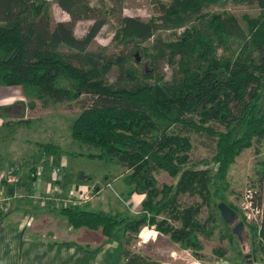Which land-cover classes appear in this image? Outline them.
<instances>
[{
    "label": "trees",
    "instance_id": "16d2710c",
    "mask_svg": "<svg viewBox=\"0 0 264 264\" xmlns=\"http://www.w3.org/2000/svg\"><path fill=\"white\" fill-rule=\"evenodd\" d=\"M223 1H253L260 13L254 18L243 14L242 28L226 11L201 12L204 5ZM55 2L68 15L66 22L50 20L45 0H0V86H22L29 96L51 102L91 96V102L72 120L69 137L98 151L78 155L117 162L127 173L122 182L131 192L144 195L139 212L133 215L75 206L60 207L56 212L73 228L99 229L106 238L120 236L124 264H156L128 249L143 226H153L195 255L202 249L198 233L207 238L211 231L195 218L197 209L180 208L177 197L200 195L210 186L222 199L229 166L242 150L264 137V110L260 108L264 97V0H151L156 9L148 20L119 17L112 40L122 46L133 43L137 51L150 56V64L158 58L175 67L176 74L165 85L121 87L91 81L112 65L119 75L123 70L121 57L99 64L86 52L105 18H96L86 34L77 38L72 26L89 11L87 0ZM165 31V39L156 34ZM148 40L150 46H139ZM230 45H235L233 53L217 55L218 49L226 52ZM148 69L141 70L144 79L152 77V68ZM127 71L128 77H134L133 70ZM190 133L212 141L209 159H188ZM35 145L49 155H73L56 143ZM158 170L175 182L157 187L151 174ZM261 173L257 203L252 201L259 207L260 219L249 225L252 243L256 239L258 246L253 247V254L255 250L264 254V163ZM34 178L31 168L29 181ZM11 186H7L9 191ZM214 205L217 209V202ZM159 215L163 216L156 218ZM166 215L179 226L170 225ZM213 252L223 253L219 249Z\"/></svg>",
    "mask_w": 264,
    "mask_h": 264
},
{
    "label": "rangeland",
    "instance_id": "374dc122",
    "mask_svg": "<svg viewBox=\"0 0 264 264\" xmlns=\"http://www.w3.org/2000/svg\"><path fill=\"white\" fill-rule=\"evenodd\" d=\"M150 1L87 0L89 11L73 23L72 32L74 36L77 38L83 37L90 24L96 18L104 17L105 23L92 38L86 52L99 64L107 60H115L117 57L123 59L121 75H119L118 68L112 65L103 75L91 79L92 82L96 81L111 87H121L143 83L165 85L171 81L175 73V67L167 65L165 61L158 58L152 61V65L149 63L150 56L137 51L139 49L136 50L133 43L122 46L112 40L119 17L131 16L143 21L148 20L150 14L156 9L154 5L150 4ZM45 4L48 9V16L53 22H66L69 19L68 15L57 6L55 0H45ZM221 11L230 13L237 19L242 28H244V23L241 20L243 14L254 18L260 13V9L253 1L251 3L223 1L218 4L204 5L201 10L202 13H218ZM167 33V31L156 32L157 35L164 39ZM150 42L148 40L139 46L148 47ZM235 50V45H230L229 50L226 52L218 49L217 55H229ZM150 67L152 68V77L144 79L141 70L143 68L150 70L148 69ZM128 69L134 71V77H128ZM90 102L91 96L88 94H81L75 100L51 102L45 98L37 99L29 96L22 86H0V201H3L0 202V214L6 215L12 210L10 206L12 201H18L21 197H25L24 193H30L27 192L28 190L22 189L23 185L21 184V186L19 182L17 184L14 183L12 187L11 183L6 181V177L9 174L21 172L23 169L25 173L22 174L25 177L27 170L30 171L31 168H34L35 171L37 167L38 173L43 174L48 179L61 173L59 171L57 174H51L49 166L46 165L48 160L47 153L43 152L35 143H56L63 150L73 153V155L71 154L72 157L65 155L69 164V168L64 165L65 169L68 172H71V170L74 172L75 170L77 172L81 171L77 175V179L85 183L88 181L89 185L93 184L89 189H101L100 192L104 189L106 193L108 192L107 205L111 206L113 204L112 200L116 201V203L121 200H127L126 197L124 199V196L119 199L118 190V187L123 186L122 176L127 174L125 169L113 160L104 162L78 155L79 153L97 152L98 150L95 147L77 143L69 137V128L72 120ZM260 108L264 110V97L261 99ZM188 137L192 146L188 159L192 162L200 159H209L213 151L212 141L203 135L194 133H190ZM263 163L264 137L258 142H254L249 148L242 150L229 166L226 174V189L221 194L222 199L218 198L219 194L214 193L213 188L210 186L206 192L200 195L182 194L177 197L176 204L180 208L192 206L197 209L195 218L200 223H203L206 229L211 231L207 238L198 233L197 236L202 249L195 251V255L198 257L193 255L190 249H187L186 252H188V255L190 254V257L201 264H213L220 257L222 259L221 264H243L244 260H241L240 257L244 256L245 259L247 256V258L256 263L264 264L262 262L264 261L262 250H255V254H253V247L257 248L258 246L255 245L256 239L252 243V232L249 228V225H256L260 219L259 207H254L252 201L257 203V197L259 196L258 178L262 174ZM56 164L54 162L53 165L55 166ZM151 175L155 179L157 187H161L163 184H172L176 180L161 170L155 171ZM113 178L117 179L111 182ZM1 180H5V182L2 183ZM22 180L24 181V179ZM25 183L27 184V180ZM7 186L12 187L10 191ZM21 193H23V196L20 198L16 197L17 194ZM32 193L37 194V192ZM8 196L9 199L2 200ZM218 201L223 202L233 211L232 217L228 222L222 220L218 209L215 208L214 202L218 204ZM232 207L237 208V210L234 211ZM162 216L159 215L156 218L159 219ZM241 216L244 217V221L241 220ZM166 218L167 222L173 227L179 226V222L172 217L167 216ZM2 219L3 221L6 220L5 217ZM239 221L242 222V225L238 227V239L234 234L236 232L233 227ZM145 227L147 226L141 227L137 235L131 238L128 245V249L131 252L144 255L154 261L157 259L156 254H160L163 251L161 249L158 250V248L165 249L164 255L167 254L166 251L169 249L181 250L177 243L172 244L165 235V237H156L157 240L152 247L151 242L155 236L154 233L150 231L144 235L141 231L143 229L152 230L153 226ZM142 241L146 242V244H143ZM147 246L152 249L148 250ZM214 249L222 250V255L215 254L213 252Z\"/></svg>",
    "mask_w": 264,
    "mask_h": 264
},
{
    "label": "crops",
    "instance_id": "0c3cea01",
    "mask_svg": "<svg viewBox=\"0 0 264 264\" xmlns=\"http://www.w3.org/2000/svg\"><path fill=\"white\" fill-rule=\"evenodd\" d=\"M68 156L72 157V155ZM47 157L46 165L48 163L54 164V162L57 163L56 165H60V175L48 179L43 174L38 173L37 167L34 171V180L29 181V170H27L25 177L23 175L22 178L24 181L22 180L23 182L21 181L19 184L23 185L22 189H26L30 193H24V198L21 197L18 201H12L10 205L12 210L6 215L0 214V264H124L125 259L121 254L120 236L114 235L106 238L99 229L73 228L62 215L56 212V209L63 206L55 205L46 200L40 202L41 200L28 197L29 194H33L32 192L45 193L54 184L59 185L64 192H68L74 187L89 189L93 185H89L88 181L85 183L77 179V175L81 171L75 170L74 172L71 170L68 172L65 169V167L69 168L65 155L57 157L47 154ZM64 165L66 166L64 167ZM23 173H25L24 170ZM116 179H111V182L116 181ZM26 180L27 184L25 183ZM122 185L118 187L119 199L124 196L126 201L121 200L116 203L112 200L113 204L107 205L108 192L106 193L103 189L104 193L103 191L95 193L92 199L81 208L109 214H127L128 212L127 215H133L138 213L144 195L131 192L129 186L124 183ZM21 195L23 196V193ZM3 217L6 220L3 221ZM150 231L155 235L151 242L152 247L158 237H168V235L154 230L153 227L152 230L145 233ZM142 243L146 244L143 241ZM171 243L174 244L172 241ZM147 249L151 250L152 248L147 246ZM155 249L157 250V248ZM160 249L163 250L160 252L163 255L156 254L157 259L154 260L156 264H201L190 257V254L188 255L187 249H169L166 251V255H164L165 249L158 248V250ZM221 261L220 257L213 264H221Z\"/></svg>",
    "mask_w": 264,
    "mask_h": 264
},
{
    "label": "built area",
    "instance_id": "2783aa9c",
    "mask_svg": "<svg viewBox=\"0 0 264 264\" xmlns=\"http://www.w3.org/2000/svg\"><path fill=\"white\" fill-rule=\"evenodd\" d=\"M50 168L51 174H57L60 171V165H53L52 163L48 164ZM11 173V172H10ZM23 170L21 172H14L12 174H9L6 177V181L10 182L11 184L18 183L22 181V174ZM16 175V176H15ZM94 188L88 189V188H80V187H74L72 190L68 192H64L61 187L57 184H54L52 187H50L45 193L40 194H29L28 197L35 198L38 200L48 201L55 205L67 207H81L84 204H86L88 201H90L95 193H98L101 189L93 190ZM15 196V194H13ZM22 195L17 194L16 197L20 198ZM15 197V198H16ZM4 199H9V196ZM3 202V201H0Z\"/></svg>",
    "mask_w": 264,
    "mask_h": 264
},
{
    "label": "water",
    "instance_id": "95a60500",
    "mask_svg": "<svg viewBox=\"0 0 264 264\" xmlns=\"http://www.w3.org/2000/svg\"><path fill=\"white\" fill-rule=\"evenodd\" d=\"M217 209H218L219 215L222 218V220H224L225 222H228L231 219L233 211L229 207H227L223 202H219L217 204ZM240 225H242L241 221L237 222L234 225V228L238 229ZM243 264H260V263H256L252 261L250 258H247L246 256Z\"/></svg>",
    "mask_w": 264,
    "mask_h": 264
},
{
    "label": "flooded vegetation",
    "instance_id": "af4514ba",
    "mask_svg": "<svg viewBox=\"0 0 264 264\" xmlns=\"http://www.w3.org/2000/svg\"><path fill=\"white\" fill-rule=\"evenodd\" d=\"M233 229H234V231L236 232V233H234L235 236H237V238L239 239V237H238V236H239L238 229H235L234 227H233ZM242 257H243V259H242ZM240 259H241V260H245V259H244V256H241Z\"/></svg>",
    "mask_w": 264,
    "mask_h": 264
}]
</instances>
